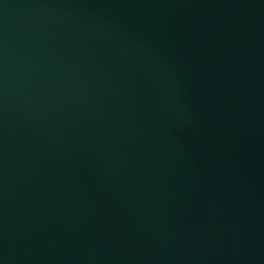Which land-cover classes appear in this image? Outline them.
<instances>
[{
    "label": "water",
    "instance_id": "1",
    "mask_svg": "<svg viewBox=\"0 0 264 264\" xmlns=\"http://www.w3.org/2000/svg\"><path fill=\"white\" fill-rule=\"evenodd\" d=\"M0 264H264V0H0Z\"/></svg>",
    "mask_w": 264,
    "mask_h": 264
}]
</instances>
